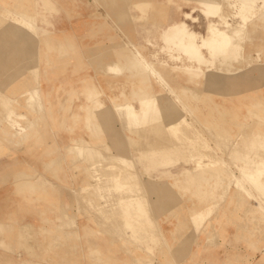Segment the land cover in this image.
Masks as SVG:
<instances>
[{"label": "rangeland", "instance_id": "obj_1", "mask_svg": "<svg viewBox=\"0 0 264 264\" xmlns=\"http://www.w3.org/2000/svg\"><path fill=\"white\" fill-rule=\"evenodd\" d=\"M133 1L0 0V264H264V186L243 176L264 168V143L244 135L264 131V6L247 7L233 44L209 49L152 26L183 19L201 37L218 18L199 0ZM208 1L226 14L237 2ZM121 44L153 69L114 68ZM154 97L150 123L123 121L119 105ZM205 153L242 190L175 176Z\"/></svg>", "mask_w": 264, "mask_h": 264}, {"label": "bare ground", "instance_id": "obj_2", "mask_svg": "<svg viewBox=\"0 0 264 264\" xmlns=\"http://www.w3.org/2000/svg\"><path fill=\"white\" fill-rule=\"evenodd\" d=\"M235 1V0H234ZM187 2V1H186ZM190 2V1H189ZM209 1L208 0H201L200 3L203 5V9H201L207 16H217L218 20H215L214 22L212 20H209L207 26H206V33L204 35H202L201 37H198V35L194 32H192L190 29H189V26L188 25H185L184 24V21L183 19L180 20V21H172L171 23H168L166 24L167 26L163 28V30L161 29V31H164V32H167L169 30H172V29H178L180 32H181V35L182 34H187L189 35V39L187 40L188 41V44L191 46V47H200L199 45L202 43L207 46L209 49H213L215 48V46H220V45H223V46H227L229 47L231 44L234 43V40L235 38H238L242 35V33L244 32V30L246 29V22H247V19L251 18L252 16L251 15H248L246 16V12L245 10H247V7L249 6H264V4L262 5V0H237V2L235 3L234 7H233V10L231 11V13L229 14H226L225 12L221 11V9H216V11H213L211 8H210V4L208 3ZM250 2V3H249ZM250 5H249V4ZM147 4V3H146ZM209 5V6H208ZM213 5V4H212ZM136 6H144L143 3H139L137 4ZM212 7V6H211ZM214 8H217V7H214ZM252 8V9H254ZM250 9V8H248ZM262 9V8H261ZM264 9V8H263ZM251 11V10H250ZM261 11V10H259ZM3 12V11H2ZM248 12V11H247ZM4 14V13H2ZM185 15H188L186 13H184ZM245 14L244 17H242V15ZM249 14V13H247ZM5 15V14H4ZM256 15V13H255ZM11 17V21L13 23H17V24H20L21 26H24L23 24H25L24 21H22L21 23L20 22V16H18L17 14H14L13 12H10V16ZM228 17H231L232 18V22H230V20L228 19ZM5 18V17H4ZM196 18H194L195 20ZM249 24V23H248ZM30 26V25H29ZM165 26V25H164ZM200 39L202 43H198L197 40ZM36 42V40H35ZM57 42V41H56ZM181 42V41H180ZM55 43V42H54ZM65 44V43H64ZM59 46V45H58ZM176 47V46H175ZM164 48V47H163ZM196 48V50H197ZM207 49V48H206ZM49 52V51H48ZM44 53V52H43ZM61 53V52H60ZM67 53V52H66ZM193 53V52H192ZM194 54V53H193ZM205 54V53H204ZM46 56V54H45ZM57 56V55H56ZM192 56H195V55H192ZM58 57V56H57ZM205 57V56H204ZM50 59V58H49ZM206 59V58H205ZM48 61V60H47ZM204 73V72H203ZM201 74V73H200ZM206 75V74H205ZM34 94V93H33ZM20 96V95H19ZM30 96V94H29ZM17 100V99H16ZM21 101V100H20ZM140 102V108L137 110L135 109V107H133V104L131 102H126V103H122L121 105L118 106V111H119V114L121 115L123 121L125 122L126 120H142V122H140L139 125H145V124H148L150 123V120L149 119H145V116L148 115L147 111H151V110H148L150 109L151 105L155 104L156 100H155V97L154 98H150V99H139ZM21 103V102H20ZM152 103L151 105H147V104H150ZM157 103V102H156ZM18 105V103H17ZM116 106V105H115ZM17 107V106H16ZM138 108V107H137ZM13 110V109H12ZM31 110V109H30ZM15 111V110H14ZM32 111V110H31ZM34 112V111H33ZM152 112V111H151ZM32 113V112H31ZM147 114V115H146ZM25 114H23L24 116ZM17 116H19L17 114ZM13 118V117H11ZM10 119V117H9ZM20 120V119H19ZM28 121V120H27ZM13 122V123H12ZM12 125L13 127L16 126V127H19V130L21 132H26V127H23L21 125L20 122H16L12 119ZM30 123V122H29ZM126 123V122H125ZM128 124H131V123H128ZM127 124V125H128ZM181 125V123H180ZM7 126V125H6ZM130 126V125H129ZM134 126V125H133ZM6 130V129H5ZM4 130V131H5ZM18 130V131H19ZM219 132L223 135H227L228 134V131L227 129L223 128V127H220L219 128ZM7 131H9L7 129ZM10 132V131H9ZM6 133V132H5ZM11 134V133H9ZM219 134V133H217ZM5 135V134H4ZM12 135V134H11ZM244 135H246L248 138H250L252 140L250 146L251 147H257V146H262L263 147V143L262 140H260L259 138L260 137H264V131L263 130H256V131H252V132H245ZM7 136V135H6ZM219 136V135H218ZM9 137V136H7ZM12 137H14V135H12ZM4 140V139H3ZM21 140V139H20ZM12 141V139L10 140ZM181 143V142H180ZM259 144V145H258ZM74 149V148H73ZM72 150V149H71ZM75 152V151H74ZM239 153V152H237ZM208 154L210 153H205L203 155H201L199 158L195 159L194 160V164H193V167L191 169H185L183 171H181L179 174H175V176H183L184 178L188 179V180H197V181H209V180H212V179H216L218 176H220L221 178H223V180H228L226 181V183H224V187H223V190L219 193V195H221L222 193L224 194L227 193L228 191L230 192V189L232 187H235L237 189H240L242 190L241 186H242V183L241 185H239L238 182H235L233 183L232 180H233V174H232V171L227 167V166H224L222 163H218L216 161H212V157L211 155L209 156ZM244 155V154H243ZM245 156V155H244ZM263 156H264V152H263ZM213 158H216L217 157H213ZM79 160V159H78ZM121 162V161H120ZM130 165V164H129ZM254 165V164H253ZM115 166V165H113ZM261 166V167H260ZM255 167V166H253ZM110 168V166H109ZM112 168H115V167H111L110 169ZM130 167L127 165L125 167H119L118 171H120L121 169V173L124 171V170H128ZM108 169V168H107ZM246 169V168H245ZM253 170H251L252 172H248V168L247 170L243 173V176L244 178H246L248 181L252 180L251 182H255L256 181V184L258 183V189H260V186H264V168L262 167V165H259L254 168H251ZM117 170V169H116ZM120 172L119 175H120ZM133 172V171H132ZM123 174V173H122ZM122 174L118 177H121ZM90 175V173L88 174ZM114 175V174H113ZM123 175H129L127 177V180L130 179L132 177V175L134 177H136L133 173L131 174V172L129 174L124 173ZM236 175V174H235ZM109 176V175H108ZM112 176V174H111ZM90 177V176H89ZM110 177V176H109ZM114 177H117L116 176V173H115V176H113L112 178ZM123 177V176H122ZM182 177V178H183ZM98 178V177H97ZM110 177L109 180H117V179H112ZM126 178V177H125ZM89 179V178H88ZM122 179V178H120ZM97 180V179H96ZM103 180V179H102ZM106 180V179H105ZM119 180V179H118ZM124 178H123V181L124 182ZM126 180V183L125 184H128L130 182H132V180H128L127 182ZM181 180V178H180ZM97 181H100V180H97ZM130 181V182H129ZM206 181V182H207ZM117 182V181H116ZM192 182V181H191ZM194 182V181H193ZM91 184V183H90ZM103 184V183H102ZM180 184V183H179ZM208 184V183H207ZM253 184V183H252ZM85 185V183H84ZM117 186L120 185V182L119 184L117 183L116 184ZM123 185V184H121ZM183 185V184H182ZM185 185V184H184ZM254 185V184H253ZM116 186V187H117ZM190 186V185H189ZM204 186V185H202ZM109 187V186H108ZM111 187V186H110ZM127 187V186H126ZM207 187V186H206ZM214 187V186H213ZM257 187V186H256ZM121 189V187H119ZM118 188V189H119ZM191 188V186H190ZM115 189V188H114ZM117 189V191H118ZM189 189V188H188ZM210 189V188H209ZM217 189V188H216ZM215 189V190H216ZM219 189V188H218ZM107 190V189H106ZM191 190V189H190ZM194 190V189H193ZM197 190V189H196ZM214 190V191H215ZM257 190V189H256ZM113 191V190H112ZM122 191H123V188H122ZM121 190H119V192L122 193ZM203 191V190H202ZM200 193V192H199ZM207 193V192H206ZM259 195H260V198L264 201V198L261 196L262 193L260 194V191L258 192ZM203 194V193H202ZM212 194V193H210ZM209 194V195H210ZM201 195V193H200ZM199 195V196H200ZM134 196V195H133ZM264 196V195H263ZM128 197V196H126ZM206 197V195H205ZM216 196H214L213 200L214 199H218V198H215ZM128 198H131V200L127 199L128 201H132V197L129 196ZM135 198H137L135 196ZM134 198V199H135ZM221 199V197H220ZM127 200H125L127 202ZM140 201V199H135L134 201ZM138 201L135 202V205H139L141 203L142 205V211L141 209L138 208L139 212L140 213H144L145 211H147L145 209V207L147 206L146 205V199L139 203L138 204ZM216 201V200H215ZM125 202V203H126ZM218 202V201H217ZM132 203H134L132 201ZM127 204V203H126ZM130 205H133L131 204V202L129 203ZM138 206V207H139ZM150 207V206H149ZM141 208V207H140ZM255 213H257V210L255 211ZM139 215V213L137 214ZM153 215V214H152ZM117 216V215H116ZM134 215L131 213V212H126L125 213V216H124V221L125 223H128L130 222L134 217ZM261 216V215H260ZM154 218V217H153ZM156 218V217H155ZM123 219V218H122ZM139 219V218H137ZM123 221V222H124ZM146 223V222H144ZM156 223V222H155ZM133 224V223H132ZM131 226L129 225H126L125 228H123V230H120V233H119V236L121 237H125V236H130L132 235V229L130 228ZM144 228V227H142ZM159 231V230H158ZM145 235V234H144ZM132 237V236H131ZM135 237V236H134ZM162 239V238H161ZM163 241V240H162Z\"/></svg>", "mask_w": 264, "mask_h": 264}, {"label": "crops", "instance_id": "obj_3", "mask_svg": "<svg viewBox=\"0 0 264 264\" xmlns=\"http://www.w3.org/2000/svg\"><path fill=\"white\" fill-rule=\"evenodd\" d=\"M199 1H201V0H199ZM151 1L150 0H136V1H133L131 4H134V5H137V4H141V3H143L144 4V6L145 5H147V4H149ZM147 3V4H146ZM230 3H233V1L231 2L230 1ZM184 13H186V14H189L188 12H184ZM173 21V20H172ZM172 21H170V22H165V23H171ZM165 23H159V24H157V23H154L152 26L154 27V28H160V29H163V27H164V24ZM159 26V27H158ZM167 26V25H166ZM165 26V27H166ZM143 28V30H151V26H143L142 27ZM121 30V29H120ZM121 32H122V35L123 36H127V34L126 33H124V30H121ZM172 36H173V34H171ZM119 36V35H118ZM125 36V37H126ZM127 40H129V41H131V42H133V40H131V38H127ZM134 43V42H133ZM135 44V43H134ZM136 45V44H135ZM164 46L162 45L161 47H160V50H159V52H165V53H167L171 48H172V46L171 45H169V46H166L165 45V47L163 48ZM140 51V50H139ZM116 55H117V58H116V60H115V62H116V64L118 65V66H116V64H115V66H114V68H118V69H123V68H125V69H135V70H139L140 71V69L141 68H152L153 69V67L154 66H151V62H149L148 60H146L145 59V57L142 55V57L140 58H134V57H132V56H130L125 50H123V45L121 44V45H119L118 46V49H117V53H116ZM158 54H156L155 55V57L157 56ZM119 64H121L120 66H119ZM153 64V63H152ZM198 66V65H197ZM178 67H185V68H188L189 67V64H188V62H187V60H182L181 61V63L179 64V65H177V66H173V68H178ZM194 67H195V65H194ZM135 70H133V71H135ZM128 72V71H127ZM149 96H151V95H149ZM137 100L139 101V98H137ZM139 105H140V103L138 102V104L137 105H135V109H139ZM138 107V108H137ZM12 176H18V173H12L11 174ZM33 183V181H29L27 178H24V180H23V182H21V183ZM0 260H2V259H0Z\"/></svg>", "mask_w": 264, "mask_h": 264}]
</instances>
